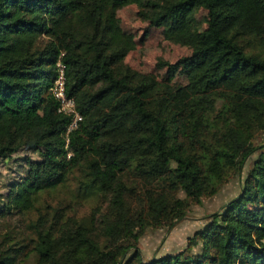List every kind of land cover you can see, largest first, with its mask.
<instances>
[{
	"label": "trees",
	"instance_id": "trees-1",
	"mask_svg": "<svg viewBox=\"0 0 264 264\" xmlns=\"http://www.w3.org/2000/svg\"><path fill=\"white\" fill-rule=\"evenodd\" d=\"M128 4L191 49L157 59L163 77L126 61ZM58 61L82 117L67 144ZM263 134L264 0H0V162L24 161L0 191V264H264ZM250 158L185 249L142 257L148 229L170 230Z\"/></svg>",
	"mask_w": 264,
	"mask_h": 264
},
{
	"label": "rangeland",
	"instance_id": "rangeland-1",
	"mask_svg": "<svg viewBox=\"0 0 264 264\" xmlns=\"http://www.w3.org/2000/svg\"><path fill=\"white\" fill-rule=\"evenodd\" d=\"M203 16V11L197 13L199 19H202ZM117 20L121 28L131 32L137 41L134 50L127 54L126 61L139 71L155 72L158 76L163 77L165 67L156 68L157 59L174 62L191 52L189 47L165 39L162 27L150 26L148 22L140 20L135 4H128L118 10ZM176 79L181 80L180 76H177ZM262 140H264V134L258 139L259 142ZM35 155L31 154V158L37 159ZM250 162L251 158L244 163L239 176L226 181L216 194L203 198L199 204L190 207L184 218L170 230L166 231V228L148 229L140 239L139 247L142 257L148 260L155 256L174 254L185 249L188 237L204 225L205 217L222 210L227 202L240 193L242 181L251 165ZM4 163L0 162V191L6 190L5 183L9 182L8 178H16L24 173L22 168L24 161L16 155L11 160L8 159L6 164Z\"/></svg>",
	"mask_w": 264,
	"mask_h": 264
},
{
	"label": "built area",
	"instance_id": "built-area-1",
	"mask_svg": "<svg viewBox=\"0 0 264 264\" xmlns=\"http://www.w3.org/2000/svg\"><path fill=\"white\" fill-rule=\"evenodd\" d=\"M57 75L50 87L51 94L57 101L55 111L62 114L71 115L72 119L65 131L66 144L68 143V133L77 127L78 122L81 120V115L75 109L73 98H70L65 93V66L61 61L56 63ZM70 155V154H69Z\"/></svg>",
	"mask_w": 264,
	"mask_h": 264
}]
</instances>
